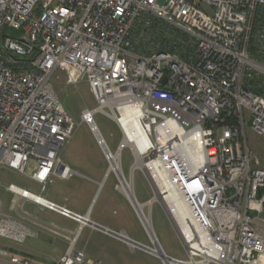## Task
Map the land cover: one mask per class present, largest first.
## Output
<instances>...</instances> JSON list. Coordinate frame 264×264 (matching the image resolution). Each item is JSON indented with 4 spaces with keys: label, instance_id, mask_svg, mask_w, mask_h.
Segmentation results:
<instances>
[{
    "label": "built area",
    "instance_id": "obj_1",
    "mask_svg": "<svg viewBox=\"0 0 264 264\" xmlns=\"http://www.w3.org/2000/svg\"><path fill=\"white\" fill-rule=\"evenodd\" d=\"M262 8L264 0H0V169L27 174L41 190L56 177H71L59 153L76 123L50 82L62 71L66 84L84 79L96 102L80 119L107 173L118 185L132 184L139 169L155 191L142 205L132 187L142 217L150 218L143 206L154 201L167 210L186 253L173 264H264V168L245 135L248 125L264 136V96L245 85L264 77V46L262 61L250 54L253 38L264 39V26L253 33ZM155 19L177 35L162 31L167 39L156 41ZM95 111L120 131L114 151ZM124 146L133 157L129 178L121 169ZM7 189L41 203L13 184ZM19 225L0 216V236L23 240ZM144 228L153 247V233ZM84 259L71 243L59 264ZM10 262L28 264L18 256Z\"/></svg>",
    "mask_w": 264,
    "mask_h": 264
},
{
    "label": "crops",
    "instance_id": "obj_2",
    "mask_svg": "<svg viewBox=\"0 0 264 264\" xmlns=\"http://www.w3.org/2000/svg\"><path fill=\"white\" fill-rule=\"evenodd\" d=\"M62 162L72 169L73 173L71 177L67 180L56 177L54 178L53 183L48 185H56L58 182L57 187L61 189L64 188L66 191L69 188L68 192L65 191L61 194H53L52 191H50L48 195H43L42 192L46 190L48 185L41 190L40 183L29 177L27 174L25 175L27 176L28 185L18 186L12 182L4 185L6 191L10 192L12 196L6 208L7 214L17 219L20 224L19 227L26 233L23 240H12L13 242L18 243L17 247L13 245L4 247V250L9 252V259L11 256H18L20 259L26 260L28 264H59L60 257L66 253L72 243L73 249L84 251L85 259L83 264H164L160 256L137 245L140 244L152 247L151 245H146L133 237L132 234H130L129 229L124 226L126 225V221L131 217L138 219L139 222L140 219L132 204L122 192L118 193L116 191L115 196L106 197L101 203V207L98 208V211H93L96 204V196L107 177L108 168L103 173L102 178L95 181L85 174L77 172V170L72 168L69 163ZM2 169L8 168H1L0 174L2 173ZM75 174L88 179L89 182L96 183L98 186L95 193L93 194L92 190L94 185H88V187L85 186V191L70 188L69 181ZM123 175L125 178L130 177V173L129 175L123 173ZM114 178L116 180L115 175ZM10 184L38 195L42 200L52 203L56 207H63L79 217H87L89 221L115 233H119L126 239H130L137 244L130 243L122 237L107 233L89 223L81 224L79 220L62 215L57 209L48 208L43 203H37L30 199L19 197L7 189V186ZM37 186L39 187V191H37ZM150 199L151 198L139 202L136 198V200L142 205L147 203ZM150 207L151 206H143V211L149 216ZM105 210L109 211L111 215L118 216L119 218L111 219L107 224L106 219L100 215V213ZM142 226L144 227V225ZM151 231L153 233L152 227ZM163 253L165 252L163 251ZM165 254L168 255L167 253ZM170 257L176 258L173 256ZM8 262L9 264H18L11 263L10 261Z\"/></svg>",
    "mask_w": 264,
    "mask_h": 264
},
{
    "label": "rangeland",
    "instance_id": "obj_3",
    "mask_svg": "<svg viewBox=\"0 0 264 264\" xmlns=\"http://www.w3.org/2000/svg\"><path fill=\"white\" fill-rule=\"evenodd\" d=\"M14 33L15 32L12 30L4 29V34L6 35ZM50 82L59 100L62 102L65 109L69 112L76 123L72 137L60 149V159L66 163H69L72 168L77 170V172L85 174L92 180H100L103 176V173L108 168V163L104 159L101 148L96 143V139L93 133L89 130L87 123L80 119L82 110L86 108L94 109L96 107V102L90 93L86 81L84 79H80L76 83L66 84L64 73L62 71L55 70L50 78ZM92 117L108 148L111 151H114L121 140V134L116 124L101 111H95ZM245 135L247 144L252 150L254 156L257 158L259 166L264 168V136L253 132L248 125H246ZM132 163L133 157L130 149L125 146L122 147L121 167L125 175H129ZM1 172L0 216L8 215L6 208L10 202V198L12 197L11 193L6 191L4 185L9 182H12L18 186L28 185L27 176L23 173L8 169H2ZM27 172H29V170H27ZM132 177L133 190L137 200L139 202H143L151 198L153 196V190L144 173L136 168L132 172ZM57 183L56 185H48L42 194L48 195L50 191H52L53 194H61L65 192L66 189L57 187ZM88 185H94V188L92 189L94 194L98 186L96 183L89 182L88 179H85L78 174H75L69 181L70 188H75L76 190L79 189L80 191H85L84 188L85 186L88 187ZM116 185H118V181L115 180L114 174L112 172L107 173V177L96 196V204L93 208L94 212L98 211V208L101 207L100 205L106 199V197L115 196L116 191L120 193V190H118ZM37 191H39V187ZM68 191L69 188L66 192ZM100 215L106 219L107 224L111 219L119 218L118 216L111 215V213L106 210L102 211ZM150 221L153 233L162 250L170 256L181 259L184 258L186 254L184 247L182 246L176 231L170 223L162 205L158 201H154L151 204ZM124 226L129 229V232L133 237L145 243L146 245L152 246L145 228L138 219L131 217L126 221V225ZM13 241L12 239L0 236V264H9V252L4 250V247L9 245L17 247L18 243Z\"/></svg>",
    "mask_w": 264,
    "mask_h": 264
},
{
    "label": "trees",
    "instance_id": "obj_4",
    "mask_svg": "<svg viewBox=\"0 0 264 264\" xmlns=\"http://www.w3.org/2000/svg\"><path fill=\"white\" fill-rule=\"evenodd\" d=\"M151 26H152V31L154 33V37L156 41H159L160 43H162L163 39H167V37L164 38L162 31L173 32L175 35H177V32L175 29L171 28L169 25L163 22H159L156 19L154 20ZM262 26H264V8L259 9L258 15L255 18L253 33L256 34L257 29H259ZM261 46H264V39L258 40L256 38H253V41H251V44H250V54L252 58L258 61H262V58H263L261 50H260ZM245 85L252 91L262 94L264 96V77L255 76L247 80L245 82Z\"/></svg>",
    "mask_w": 264,
    "mask_h": 264
},
{
    "label": "bare ground",
    "instance_id": "obj_5",
    "mask_svg": "<svg viewBox=\"0 0 264 264\" xmlns=\"http://www.w3.org/2000/svg\"><path fill=\"white\" fill-rule=\"evenodd\" d=\"M117 166H118L117 162H114V163L111 164V167L112 168H116ZM118 189L133 202V204L137 208V210L140 209V208L142 209V205H136L135 202H134V199L131 196L132 195V185H131V182L130 181H126V180L121 179L120 180V183L118 185ZM165 199L168 201L167 196L165 197ZM41 203H44V201L42 199H41ZM179 205L180 204L178 203V206ZM170 206L172 207V209L175 208L171 204V202H170ZM142 215L143 214L140 215L141 216V219H142V224L145 225V227L149 230L150 234L152 235L150 218L149 217H145L144 218V217H142ZM174 216H177V213L174 212ZM76 219L79 220V222L81 224H87V223H89L87 221V217H81V218H79L76 215ZM152 240H153V243H154V245L152 247V249H153L152 251L153 252L155 251V252H157L159 254H162V252H161L158 244L156 243L155 238H154L153 235H152ZM163 260L166 262V264H173L172 261L170 259H168L166 256H163Z\"/></svg>",
    "mask_w": 264,
    "mask_h": 264
},
{
    "label": "water",
    "instance_id": "obj_6",
    "mask_svg": "<svg viewBox=\"0 0 264 264\" xmlns=\"http://www.w3.org/2000/svg\"><path fill=\"white\" fill-rule=\"evenodd\" d=\"M163 82H164V80H163ZM146 178H147V177H146ZM147 180H148V178H147ZM148 182H149V180H148ZM149 183H150V182H149ZM150 186H151V183H150ZM151 188H152V186H151ZM152 190H153L154 195H155V191H154L153 188H152ZM159 203H160V202H159ZM135 204H136V203H135ZM160 204L162 205V203H160ZM132 206H133V208H134V210H135L137 216H138V217H141V216H140V215L142 214V213H141V209H138V210H137V208L134 206L133 202H132ZM162 207H163V209H164V211H165V213H166V215H167V217H168L170 223L172 224V226H173V228H174V224L172 223V220H171V218H170V216H169L167 210L165 209V207H164L163 205H162ZM139 210H140V211H139ZM78 217H79V216H78ZM79 218H81V217H79ZM87 221L89 222L90 225H92V226H94V227H96V228H98V229H101V230H103V231H105V232H107V233H110V234L114 235V236L122 237V238H124L125 240H128V241L134 243V241H132V240H130V239H126L125 237H123V236L120 235L119 233H115V232H113V231H111V230H109V229H107V228L101 227V226H99L98 224L89 221L88 219H87ZM156 242H157V241H156ZM134 244H137V243H134ZM137 245H139V246H141L142 248H145V249L151 251V247L143 246V245H140V244H137ZM158 246H159V245H158ZM160 248H161V247H160ZM162 255H163V256H166V257H167L168 259H170L172 262H177L174 258H172V257H170V256H168V255H166V254L163 253V251H162V254H159L158 256L161 257V259H162V261H163L164 264H166V262L163 260V256H162Z\"/></svg>",
    "mask_w": 264,
    "mask_h": 264
}]
</instances>
